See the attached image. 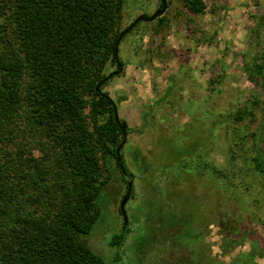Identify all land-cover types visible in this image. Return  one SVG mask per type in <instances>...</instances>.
I'll list each match as a JSON object with an SVG mask.
<instances>
[{
    "label": "trees",
    "instance_id": "16d2710c",
    "mask_svg": "<svg viewBox=\"0 0 264 264\" xmlns=\"http://www.w3.org/2000/svg\"><path fill=\"white\" fill-rule=\"evenodd\" d=\"M125 2L0 0V264H108L85 235L101 213L105 164L113 159L123 179L120 163L129 173L102 90L109 80L98 87L106 69H117ZM183 3L194 14L205 9L201 0ZM164 14L152 22L161 26ZM245 68L261 79V94L226 113L210 108V146L224 141L227 148L226 165L210 160V181L216 190H236L219 199L220 249L247 239L249 251L233 264H258L264 244L252 239L250 224L264 223V154L251 124L260 109L264 132V48ZM128 232L123 221L108 245L121 247Z\"/></svg>",
    "mask_w": 264,
    "mask_h": 264
},
{
    "label": "rangeland",
    "instance_id": "374dc122",
    "mask_svg": "<svg viewBox=\"0 0 264 264\" xmlns=\"http://www.w3.org/2000/svg\"><path fill=\"white\" fill-rule=\"evenodd\" d=\"M201 1L203 13L194 14L183 0H167L161 26L142 22L132 29L119 44L121 73L102 88L127 124L120 151L133 176L125 205L129 232L121 247H110L122 230L118 208L130 177L122 178L113 159L104 166L101 213L85 240L108 264H233L250 249L247 239L227 253L220 249L219 199L236 190H216L210 181V160L227 163L224 141L210 146V108L226 113L261 94V79H252L245 65L264 48V0ZM159 5L126 0L120 31ZM262 123L257 109L251 128L261 133L264 154ZM250 225L252 239L263 245L264 223ZM255 261L264 264V252Z\"/></svg>",
    "mask_w": 264,
    "mask_h": 264
},
{
    "label": "water",
    "instance_id": "95a60500",
    "mask_svg": "<svg viewBox=\"0 0 264 264\" xmlns=\"http://www.w3.org/2000/svg\"><path fill=\"white\" fill-rule=\"evenodd\" d=\"M159 1H160V8L156 9L151 15H149V16H147V15H139V16H137L126 28L122 29L119 32V34L117 36V39L115 41L114 52H113V58L116 61L117 69L115 71H112L111 73H109L103 80H101L98 83V87H101V85L103 83L107 82L112 77L119 75L121 73V71H122V66L119 63L118 59H117L118 48H119V44H120L121 39L126 34H128L138 23H140V22L150 23V22L154 21L156 18L162 16L165 13L166 7H167V0H159ZM107 98L111 102V105L113 107L114 119H115V122L118 124V126L120 128L121 135H122L121 143L116 148V154L119 156L120 150L122 149V147L124 146V144L126 142V136H127L126 127H127V124H126V122L124 120L120 119L114 101L110 97H107ZM119 160L120 159L118 157V161ZM120 168H121V172H122L123 175L130 177V180L127 183L126 193L124 194V196L121 199L120 204H119L120 214L123 217L124 224H127V215H126V211H125V205H126L128 199L131 196L132 178H133V176L131 174H128L124 170V168H123L121 163H120Z\"/></svg>",
    "mask_w": 264,
    "mask_h": 264
}]
</instances>
